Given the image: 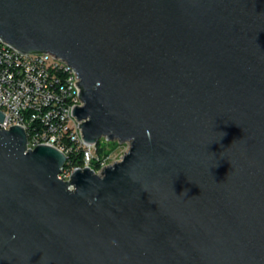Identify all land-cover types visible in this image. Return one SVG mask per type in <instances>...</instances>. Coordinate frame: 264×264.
<instances>
[{"label": "water", "instance_id": "water-1", "mask_svg": "<svg viewBox=\"0 0 264 264\" xmlns=\"http://www.w3.org/2000/svg\"><path fill=\"white\" fill-rule=\"evenodd\" d=\"M77 71L101 172L0 124V264H264V0H0ZM5 114L0 109V123Z\"/></svg>", "mask_w": 264, "mask_h": 264}, {"label": "built area", "instance_id": "built-area-1", "mask_svg": "<svg viewBox=\"0 0 264 264\" xmlns=\"http://www.w3.org/2000/svg\"><path fill=\"white\" fill-rule=\"evenodd\" d=\"M76 69L50 51H24L0 36V109L4 128L22 126L27 148L47 144L64 152L67 159L59 177L69 180L78 168L109 163L97 152L98 142H86L74 114L83 105L82 86ZM81 158L82 165L77 163ZM93 169V168H92Z\"/></svg>", "mask_w": 264, "mask_h": 264}, {"label": "rangeland", "instance_id": "rangeland-1", "mask_svg": "<svg viewBox=\"0 0 264 264\" xmlns=\"http://www.w3.org/2000/svg\"><path fill=\"white\" fill-rule=\"evenodd\" d=\"M99 147L100 148L106 147L105 151H103V152L108 153L104 157H105V160L107 161V163H109V164L115 162L116 160L121 159L122 156L128 150V144L126 142L121 143L118 140H109L106 137H101L99 139ZM99 155L102 156L103 154H99ZM91 165H92L91 167L93 169L98 170L99 166L97 163H92Z\"/></svg>", "mask_w": 264, "mask_h": 264}, {"label": "trees", "instance_id": "trees-1", "mask_svg": "<svg viewBox=\"0 0 264 264\" xmlns=\"http://www.w3.org/2000/svg\"><path fill=\"white\" fill-rule=\"evenodd\" d=\"M105 148H106V147L100 148V147H99V142H98L97 152H98L99 154H103V155L108 154L107 152H105V153L103 152V151H105ZM100 151H101L102 153H101ZM77 163H78L79 165H82V164H83L82 159H81V158L77 159Z\"/></svg>", "mask_w": 264, "mask_h": 264}]
</instances>
